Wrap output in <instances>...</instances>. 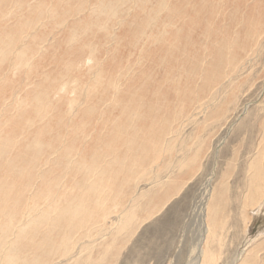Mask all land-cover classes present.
<instances>
[{"label":"rangeland","instance_id":"1","mask_svg":"<svg viewBox=\"0 0 264 264\" xmlns=\"http://www.w3.org/2000/svg\"><path fill=\"white\" fill-rule=\"evenodd\" d=\"M56 1L0 0V264H197L209 211L204 264H264V0Z\"/></svg>","mask_w":264,"mask_h":264},{"label":"bare ground","instance_id":"2","mask_svg":"<svg viewBox=\"0 0 264 264\" xmlns=\"http://www.w3.org/2000/svg\"><path fill=\"white\" fill-rule=\"evenodd\" d=\"M3 1V0H2ZM6 1H8V0H6ZM17 1V0H16ZM19 1V0H18ZM26 1V0H25ZM42 0H40V2H41ZM58 1V0H57ZM56 1V2H57ZM61 1V0H60ZM162 1V0H161ZM10 2V1H9ZM40 2H38V3H40ZM69 2V1H68ZM114 0H104V2H103V4H100V13L102 14V15H106V16H108V18H116L117 19V16H116V14L118 13V11L117 10H115L114 9ZM165 2V1H164ZM7 3V2H6ZM11 3L12 2H10V5H11ZM57 3H59V2H57ZM72 3H73V1H72ZM77 3V2H76ZM13 4V3H12ZM16 4V3H15ZM25 4V3H24ZM30 4H31V2H30ZM61 4V3H60ZM68 4V3H67ZM66 4V5H67ZM164 4V3H163ZM161 5V7L162 6H164V5ZM166 4V3H165ZM0 5H2L1 4V2H0ZM6 5V4H5ZM4 5V6H5ZM19 5V4H18ZM28 5V4H27ZM12 6V5H11ZM10 6V7H11ZM16 6V5H15ZM20 6V5H19ZM24 6H26V5H24ZM36 6V5H35ZM34 6V7H35ZM53 6H55V5H53ZM68 6V5H67ZM236 6V5H235ZM1 7V6H0ZM9 7V10L11 9ZM13 7H14V4H13ZM12 7V8H13ZM23 7V6H22ZM28 7V6H27ZM33 7V6H32ZM62 7V6H61ZM60 7V8H61ZM165 7V6H164ZM17 8V7H16ZM19 8V7H18ZM17 8V9H18ZM21 8V7H20ZM99 8V7H98ZM14 9V8H13ZM12 9V10H13ZM30 9V8H29ZM39 9H41L40 7H39ZM44 9V8H43ZM45 9H47V7H45ZM80 9V8H79ZM78 9V10H79ZM96 9H97V7H96ZM21 10V9H20ZM32 10H35V9H31L29 12L31 13V11ZM15 11V10H14ZM41 11V10H40ZM47 11V10H46ZM50 11V10H49ZM11 12H13V11H11ZM16 12H18V11H16ZM15 12V13H16ZM42 12V11H41ZM40 12V13H41ZM48 12V11H47ZM56 12V11H55ZM2 13V12H1ZM1 13H0V15H1ZM10 13V12H9ZM30 13H28V15H30ZM44 13V12H43ZM46 13V12H45ZM57 13V12H56ZM90 13H92V11L90 12ZM94 13H96V12H93V14ZM20 14H22V13H20V11L18 12V15H20ZM47 14V13H46ZM51 14H53V13H50V15ZM55 14V13H54ZM100 14V15H101ZM13 15V14H12ZM27 15V17H29ZM43 15V14H42ZM45 15V14H44ZM4 16H6L5 14H4ZM3 16V17H4ZM14 16H15V14H14ZM36 16V15H35ZM10 17V16H9ZM19 17V16H18ZM45 17H46V15H45ZM44 17V18H45ZM59 17V16H58ZM99 17V16H98ZM97 17V18H98ZM261 17H262V14H261ZM13 18V17H12ZM37 18H39V17H37ZM36 18V19H37ZM43 18V17H42ZM43 18V19H44ZM72 18V17H71ZM91 18V17H90ZM0 19H1V16H0ZM14 19V18H13ZM35 19V20H36ZM42 19V20H43ZM46 20H47V18H45ZM44 19V20H45ZM49 19V18H48ZM59 19V18H58ZM2 20V19H1ZM19 20V19H18ZM23 20V19H22ZM30 21H32L31 19H29ZM40 20V19H39ZM43 20V21H44ZM60 20V19H59ZM62 20V19H61ZM16 21V20H15ZM42 21V22H43ZM51 21V20H50ZM65 21V20H64ZM29 22V21H28ZM27 22V23H28ZM40 22H41V20H40ZM66 22V21H65ZM26 23V24H27ZM35 23H36V21H35ZM34 23V24H35ZM64 23V22H63ZM10 24V23H9ZM15 24H18V23H15ZM14 24V25H15ZM25 24V25H26ZM30 24V23H29ZM32 24H33V22H32ZM29 25V26H27V27H32L33 25ZM8 25V24H7ZM63 25V24H62ZM92 25V24H91ZM60 26H61V24H60ZM96 26V25H95ZM264 26V23H262V27ZM18 27V26H17ZM26 27V26H25ZM34 27H36V24H35V26ZM56 27V26H55ZM87 27V26H86ZM93 26H91V28H92ZM97 27V26H96ZM47 28V27H46ZM95 28V27H94ZM109 28H111V27H109ZM29 29H31V28H29ZM28 29V30H29ZM35 29V28H34ZM5 30V29H4ZM23 30V29H22ZM28 30H27V32H28ZM33 30V29H32ZM31 30V31H32ZM38 30V29H37ZM73 30V29H72ZM76 30H77V28H76ZM87 30V29H86ZM100 30H102V29H100ZM107 30V29H106ZM106 30H104V31H106ZM12 31V30H11ZM10 31V32H11ZM74 31V30H73ZM89 31V30H88ZM6 32V31H5ZM9 32V33H10ZM13 32V31H12ZM20 32H22L21 30H20ZM19 32V33H20ZM30 32V31H29ZM72 32V31H71ZM84 31H82V33H83ZM101 32V31H100ZM35 33V32H34ZM79 33V32H78ZM15 34V33H14ZM18 34V33H17ZM20 34H22V37H23V34L24 33H20ZM77 34V33H76ZM261 34V33H260ZM16 35V34H15ZM15 35H14V37H15ZM85 35V34H84ZM25 37H26V35H24ZM82 36H83V34H82ZM82 36H80V34H79V37L81 38ZM107 36H109V35H107ZM259 36H261V35H259ZM18 37V36H17ZM20 37H21V35H20ZM24 37V38H25ZM32 37H33V35H32ZM35 37V36H34ZM73 37V36H72ZM78 37V38H79ZM16 38V37H15ZM75 38H77V36L75 37ZM143 38V37H142ZM150 38V37H149ZM154 37L152 36V39H153ZM27 39V38H26ZM144 39V38H143ZM33 40H34V38H33ZM150 41H152L151 39H150ZM25 42H26V40H25ZM35 42V41H34ZM24 43V42H23ZM39 43V42H38ZM150 44V43H149ZM134 45V44H133ZM27 46V45H26ZM135 46V45H134ZM30 47V46H29ZM148 47V46H147ZM31 48V47H30ZM35 48H36V45H35ZM142 48V47H141ZM146 48V47H145ZM42 49V48H41ZM36 50H39V48L37 49L36 48ZM44 50V49H43ZM42 50V51H43ZM92 51V50H91ZM90 51V52H91ZM96 52V51H95ZM28 53L31 55V50L30 49H28ZM17 55V54H16ZM16 55H14V57L16 56ZM25 55H27V53L25 54ZM13 56V55H12ZM90 56V55H89ZM19 57H21V56H19ZM90 57H92V58H90L89 60H91V59H93V60H96V59H98V57H96V55H92V56H90ZM19 59V58H18ZM28 59V58H27ZM44 60V59H43ZM80 60V59H79ZM82 60V59H81ZM80 60V61H81ZM86 61V60H85ZM84 61V62H85ZM77 62V61H76ZM84 62H82L83 64H84ZM92 62V61H91ZM94 62V61H93ZM92 62V63H93ZM88 63V62H87ZM95 63V62H94ZM22 64H25V65H27V66H30V67H28V69H29V71H30V69H32V68H36V66H32V61L31 60H28V61H24V62H21V61H19V63L17 64L18 66H20V67H22ZM73 65H74V63H72ZM78 64V63H77ZM81 65V64H80ZM86 66V65H85ZM69 67V66H68ZM84 67V66H83ZM65 68V67H64ZM67 69V67L64 69V70H66ZM71 70H74V69H72L71 68ZM71 70H69V71H71ZM77 70V69H76ZM34 71V70H33ZM37 71V70H36ZM66 72H67V70H66ZM33 73V72H32ZM32 73H30V74H32ZM54 73V72H53ZM68 73V72H67ZM71 73V72H70ZM69 73V74H70ZM29 74V73H28ZM59 74V73H58ZM72 74V73H71ZM74 74V73H73ZM44 75H46V74H44ZM43 75V76H44ZM48 75V74H47ZM29 75H27V77H28ZM48 76H51L50 74L48 75ZM64 76H66V74L64 75ZM106 75H104V69H103V67H102V69H101V71L99 72V74H98V78H97V80H96V83H95V86H98V87H102V86H104V84H106L105 82H103L102 80H105V78H106V80H107V78L108 77H105ZM169 75H167V77H168ZM30 77V76H29ZM28 77V78H29ZM47 77V76H46ZM45 77V78H46ZM60 77V76H59ZM13 78V77H12ZM48 78V77H47ZM69 78L70 77H68V80H69ZM103 78V79H102ZM55 80H56V78H54ZM54 79H51V80H54ZM59 79V78H58ZM49 80V78L47 79V81ZM60 80V79H59ZM62 81V80H61ZM60 81V82H61ZM65 81L67 82V80L65 79ZM170 81V80H169ZM64 82V81H63ZM44 83H46V82H44ZM49 83H51V81L49 82ZM56 83V82H55ZM53 84V83H52ZM68 84H71V83H68ZM118 84H119V82L118 81H114V82H112V83H107L106 85H107V87L106 88H108V89H111V91H114L115 92V94L117 93V92H119L118 90ZM45 85V84H44ZM48 85V84H47ZM47 85H45V86H47ZM58 85V84H57ZM60 85V84H59ZM58 85V86H59ZM2 86V85H1ZM49 86V85H48ZM55 86V85H54ZM71 86V85H70ZM65 87V86H64ZM2 88V87H1ZM54 88V87H53ZM63 88V87H62ZM62 88H60V86H59V89H60V91L59 92H61L62 90ZM67 88V87H66ZM91 89H92V87H90ZM57 89H58V87H57ZM64 89V88H63ZM52 90V89H51ZM56 90V89H55ZM52 91H54V90H52ZM55 93V92H54ZM28 94H30L29 92H28ZM23 95H24V92H23ZM19 96V95H18ZM114 96V95H113ZM115 96H117V95H115ZM62 97V96H61ZM60 98V97H59ZM18 99V98H17ZM16 99V100H17ZM15 100V101H16ZM23 100V99H22ZM18 101V100H17ZM20 102V101H19ZM14 103V102H13ZM26 102H24V104H25ZM15 104V103H14ZM23 103H22V105H21V108H22V106L24 105ZM18 105H20V104H18ZM18 107V106H17ZM20 107V106H19ZM27 107V106H26ZM25 110V109H24ZM27 110V109H26ZM29 110V109H28ZM107 110H109V109H107ZM106 110V111H107ZM29 112H30V110H29ZM29 112H27V113H29ZM119 117V116H118ZM108 119V118H107ZM106 119V120H107ZM109 120V119H108ZM14 121V120H13ZM116 121V120H115ZM5 122V121H4ZM107 122V121H106ZM114 122V121H113ZM6 123V122H5ZM11 123H13V122H11ZM5 125V124H4ZM12 125V124H11ZM7 127V126H6ZM9 127V126H8ZM154 127H156V126H154ZM1 129H2V127H1ZM77 129H79V128H77ZM3 131V130H2ZM122 131H124V130H122ZM4 132V131H3ZM84 132V131H83ZM126 132V131H125ZM142 132V131H141ZM10 133V132H9ZM119 134H122V133H119ZM125 134V133H124ZM129 134V133H128ZM0 135H3L2 134V132H1V130H0ZM123 135V134H122ZM124 136V135H123ZM87 137V136H86ZM131 137V136H130ZM115 138V137H114ZM129 138V137H128ZM125 140V139H124ZM167 140V139H166ZM166 142V141H165ZM129 143V142H128ZM160 144H162V141H159L158 142V145H157V149H158V156H156V158H154L155 160H159L161 157H162V154H163V151H162V148L161 147H163V146H160ZM261 144L263 145V147H261ZM130 147V146H129ZM260 149H259V152L257 153V156H256V158H255V160H254V162H252V164H251V167H250V180H251V188H249V195H247L246 196V198H245V208H254L255 206H261L262 207V205L264 204V138H262V141H261V143H260ZM131 149V148H130ZM143 150V149H142ZM141 150V153H143V151ZM156 151V150H155ZM136 152H137V150H136ZM130 153V152H129ZM133 153V152H132ZM138 153V152H137ZM155 153V152H154ZM115 154V153H114ZM134 154H136V153H134ZM140 154V153H139ZM146 154V153H145ZM116 155V154H115ZM127 155V154H126ZM140 156V155H139ZM163 156H165V155H163ZM99 157V156H98ZM148 157V156H147ZM118 158V157H117ZM163 158V157H162ZM115 159H116V156H115ZM122 159V158H121ZM127 158H125V160H126ZM143 159V158H142ZM128 160V159H127ZM134 160H136L135 158H134ZM154 160V161H155ZM118 161H120V160H118ZM142 161V160H141ZM127 162V161H126ZM129 162V161H128ZM138 164V163H137ZM134 165H136V163L134 164ZM143 165V163H140V166H142ZM128 169V168H127ZM123 170H125L126 171V167L125 168H123ZM143 170H145V169H141V168H139L138 170H135L136 172L138 171H143ZM128 171V170H127ZM129 171H133V170H130L129 169ZM133 172V173H136V172ZM137 172V173H138ZM128 173V172H127ZM40 175V174H39ZM133 175V174H132ZM136 176V175H135ZM134 176V177H135ZM39 177V176H38ZM134 177H132V176H130V178H132V179H134ZM130 178H127V179H130ZM131 180V179H130ZM35 182H38V181H35ZM40 185V184H39ZM35 186V185H34ZM41 187V186H40ZM221 191V190H220ZM221 194L219 193L218 195H217V197L218 196H220ZM215 200H216V196H213V203L212 204H214L215 203ZM35 205V204H34ZM47 207H49V205H46ZM32 208H34L33 206H32ZM47 214V213H46ZM248 214V213H247ZM31 215V214H30ZM28 216V214L24 217V220L22 221V225H23V228H22V226L19 228V229H16L17 230V234H14V233H12V235L13 236H15L16 237V239H22V238H27V236L26 235H29V232L27 231L28 229H31V228H33V227H35L36 226V224H37V221L35 222V223H31V221H32V218H31V216ZM36 216V215H35ZM34 216V217H35ZM45 217V216H44ZM41 218V217H40ZM40 218H38V220L40 219ZM212 218H214L212 215H211V211H209V217H208V225H207V231H206V233L204 234V236H202V238H201V241H200V243H199V247H198V254H197V259H198V263L197 264H204V260L206 259V257H207V249L205 248V247H207V244H209V241H210V239H209V237H210V235H211V227L212 226H210V223H209V221H211V219ZM42 219V218H41ZM248 219H249V221L247 222L248 223V225L250 224V222H251V217L248 215ZM250 226V225H249ZM18 228V227H17ZM20 231V232H19ZM103 242V241H102ZM261 251V248H256V249H254V250H249V252H248V254H249V256L250 257H254V259H258V256H259V252ZM255 256H256V258H255ZM13 260V259H12ZM7 264V263H6Z\"/></svg>","mask_w":264,"mask_h":264}]
</instances>
